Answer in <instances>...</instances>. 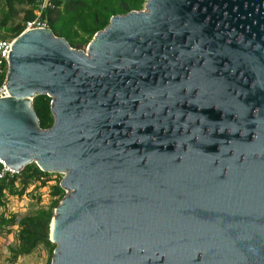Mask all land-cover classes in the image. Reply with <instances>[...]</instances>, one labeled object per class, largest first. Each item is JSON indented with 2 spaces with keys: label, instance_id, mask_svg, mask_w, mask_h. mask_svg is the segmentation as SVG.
Wrapping results in <instances>:
<instances>
[{
  "label": "water",
  "instance_id": "1",
  "mask_svg": "<svg viewBox=\"0 0 264 264\" xmlns=\"http://www.w3.org/2000/svg\"><path fill=\"white\" fill-rule=\"evenodd\" d=\"M235 18L264 35V0H147L84 50L48 28L14 38L0 161L63 175L50 264H264V42L225 45L207 24ZM210 53L234 67L212 89L198 79ZM222 89L245 98L215 111ZM37 96L51 99L48 129Z\"/></svg>",
  "mask_w": 264,
  "mask_h": 264
},
{
  "label": "trees",
  "instance_id": "2",
  "mask_svg": "<svg viewBox=\"0 0 264 264\" xmlns=\"http://www.w3.org/2000/svg\"><path fill=\"white\" fill-rule=\"evenodd\" d=\"M146 1L49 0L50 5L41 11V18L46 21L48 29L56 37L64 38L72 48H86L92 37L109 24L111 17L140 11ZM41 3L42 0H0V29H7L12 38L17 37L24 30V23L35 18L34 12L39 10ZM20 15L22 18L18 21ZM5 77L6 70L2 67L0 85ZM50 101L47 96H37L33 100L34 111L42 129H48L53 124ZM51 175L30 164L19 173L0 180V201L5 194L21 198L27 189L34 185V189L47 187L52 199L50 206L31 210L20 218L11 215L8 220L0 219L1 224L5 226L16 223L18 226L17 243L8 249L12 261L30 255L39 246H43L49 253L47 264L51 263L55 245L49 241V224L54 209L65 194L59 186L60 182L48 186Z\"/></svg>",
  "mask_w": 264,
  "mask_h": 264
},
{
  "label": "flooded vegetation",
  "instance_id": "3",
  "mask_svg": "<svg viewBox=\"0 0 264 264\" xmlns=\"http://www.w3.org/2000/svg\"><path fill=\"white\" fill-rule=\"evenodd\" d=\"M239 20L243 21L244 18L240 17ZM209 22H211L212 25H214L213 26L214 32L217 33V36L219 37V39H222L224 41L225 45L230 44L231 39H233L236 45H240L241 43H244L245 46L248 45L250 49L254 51L258 47V44H257L258 42L259 43L264 42V35L257 34V36H259L258 38L259 40H257V36H256L257 32L254 31L251 33L250 27L248 25H246L245 27L242 23H240L239 25H236L237 18L231 20V23H229L226 19L217 20L215 24L213 23V21H207V24H209ZM252 23L254 27H257L255 19H252ZM260 28H262V26H260ZM261 47H264V46L261 45ZM210 50H211L210 47L206 46L205 51L210 52ZM210 55L212 57L206 60V75L200 76L198 79L201 82L202 80H204L205 83L208 84V88L210 87L212 89V87H215V86H211V84H213L214 82H217L218 80H221L223 76L225 77L226 72H232L234 67L232 66L230 61H228L229 59L224 58V54H219L218 56H215V54L210 53ZM260 56L264 58V51L260 52ZM236 79H240L243 82L241 85H246L247 87H249L248 88L249 92L256 90L254 89L253 81L249 82L247 78L243 77L241 70H238ZM246 81H248L247 84H245ZM199 92H200V88H198L191 97L196 98ZM185 93H186V97L189 99V97L187 96L188 94L187 90L185 91ZM218 93H219L218 98H214L213 100L209 99L210 105H213L212 109L215 111L218 109V107L221 106V103H227V101H233V100L236 103L237 101L236 99L245 98L243 93H240V91L232 90V89L226 90V91H223L222 89L221 91H218ZM212 102H214V104ZM189 105H190L189 100H187L186 104H183V107L189 109ZM180 106L182 107V104ZM237 108L240 109L242 107L240 106V104H237ZM259 111L260 109L258 107H255L254 110L250 114L249 113L248 114L250 118L256 119ZM238 112H240V114H237V113L232 114V118L234 120H236L239 117V115H244L245 113L247 114L246 106H244V109L242 110L240 109V111ZM188 117H189V113L187 111L184 116V120L186 122L188 121ZM257 128H258V125L255 124V129ZM228 131L229 130L227 129L226 133H228ZM206 132L208 133L209 130H206Z\"/></svg>",
  "mask_w": 264,
  "mask_h": 264
},
{
  "label": "rangeland",
  "instance_id": "4",
  "mask_svg": "<svg viewBox=\"0 0 264 264\" xmlns=\"http://www.w3.org/2000/svg\"><path fill=\"white\" fill-rule=\"evenodd\" d=\"M21 18L22 15H20L18 21L21 20ZM11 38H12V34L9 31H7V29H0V40L11 39ZM77 49L84 50L85 48H77ZM62 178L63 175L53 173L50 177L51 182L48 183V186L54 185L55 182H60ZM34 186H30L27 189V191L23 194L24 198L22 200H20L22 197L21 198L14 197L15 201L4 200L3 202L4 210L2 209L3 211L0 210V212L5 213L6 216L15 214L19 218L24 216L26 213H28L31 210H35L39 207L50 206L52 199L49 196V189L47 187L34 189ZM16 200H18L19 202ZM11 232H14V229L11 230ZM4 235L5 236L3 238H5L6 240L7 234ZM15 235L16 234H13V236L8 235L9 246L7 247V249H9L10 246L12 247L15 246V242H16ZM8 253L9 252H6V254L0 255V257H3L0 258V264H47L49 261V253L43 246H39L30 255L18 257L14 261L10 260V254Z\"/></svg>",
  "mask_w": 264,
  "mask_h": 264
},
{
  "label": "built area",
  "instance_id": "5",
  "mask_svg": "<svg viewBox=\"0 0 264 264\" xmlns=\"http://www.w3.org/2000/svg\"><path fill=\"white\" fill-rule=\"evenodd\" d=\"M49 0H42L41 8L36 13V17L32 20L26 21L24 23V30L23 32L37 30V29H46L47 24L46 21L41 18V11L49 6ZM13 40H0V72L1 68H5L6 73L8 70V59L11 53ZM8 90L6 88V80L2 82L0 85V99L8 97ZM14 174H17L7 168L1 161H0V180L4 179L6 176H12Z\"/></svg>",
  "mask_w": 264,
  "mask_h": 264
},
{
  "label": "crops",
  "instance_id": "6",
  "mask_svg": "<svg viewBox=\"0 0 264 264\" xmlns=\"http://www.w3.org/2000/svg\"><path fill=\"white\" fill-rule=\"evenodd\" d=\"M41 6V5H40ZM41 8V7H40ZM40 8H39V10H40ZM26 9H28L27 7H26ZM38 10V11H39ZM38 11H35L34 12V14H35V17H36V13L38 12ZM23 32V31H22ZM14 39V38H13ZM5 40H12V38L11 39H5ZM22 198L20 199V200H22L24 197H23V195L21 196ZM4 200H6V201H9V200H11V201H15V199H14V197L13 196H7V194H5V196L1 199V203H0V210L1 211H3L4 209V206H3V202H4ZM16 201H18V200H16ZM19 202V201H18ZM13 204V203H12ZM3 209V210H2ZM12 215H15V214H12ZM11 216V215H10ZM10 216H6V214L5 213H2V212H0V219L1 218H3L4 220H8L9 218H10ZM20 218V217H19ZM14 229V232H11V230H13ZM16 231V232H15ZM17 231H18V226H17V223L15 224V225H12V226H5V225H3V224H1V222H0V255H4V254H6V252H9L8 251V249H7V247L9 246V236H13V234H16L17 235ZM4 234H7V238H6V240H5V238H3L5 235ZM9 235V236H8ZM16 235H15V239H16ZM16 243L17 242H15V245H16ZM10 247H12V246H10ZM8 254H10V253H8ZM0 258H3V257H0Z\"/></svg>",
  "mask_w": 264,
  "mask_h": 264
},
{
  "label": "bare ground",
  "instance_id": "7",
  "mask_svg": "<svg viewBox=\"0 0 264 264\" xmlns=\"http://www.w3.org/2000/svg\"><path fill=\"white\" fill-rule=\"evenodd\" d=\"M8 168V167H7Z\"/></svg>",
  "mask_w": 264,
  "mask_h": 264
}]
</instances>
